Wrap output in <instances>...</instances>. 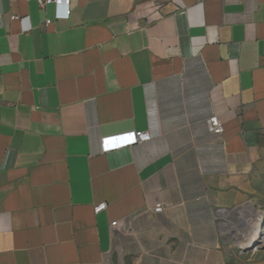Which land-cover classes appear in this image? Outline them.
<instances>
[{"label":"crops","instance_id":"obj_1","mask_svg":"<svg viewBox=\"0 0 264 264\" xmlns=\"http://www.w3.org/2000/svg\"><path fill=\"white\" fill-rule=\"evenodd\" d=\"M70 10L0 0V264H225L218 215L264 189V0Z\"/></svg>","mask_w":264,"mask_h":264},{"label":"rangeland","instance_id":"obj_2","mask_svg":"<svg viewBox=\"0 0 264 264\" xmlns=\"http://www.w3.org/2000/svg\"><path fill=\"white\" fill-rule=\"evenodd\" d=\"M257 201L230 211L231 218L229 220H224L221 213L218 215L224 248L227 251L225 264H264V189L262 196ZM247 205H252L257 214L263 218L261 239L254 249H242L239 245V242L243 241L246 236V230L241 225V222H245V216L239 218L238 213ZM227 224H230V226L235 225L236 229L230 232Z\"/></svg>","mask_w":264,"mask_h":264},{"label":"built area","instance_id":"obj_3","mask_svg":"<svg viewBox=\"0 0 264 264\" xmlns=\"http://www.w3.org/2000/svg\"><path fill=\"white\" fill-rule=\"evenodd\" d=\"M26 2H37L41 8H45L49 4H55L57 7L56 19L68 18L70 16V6L72 0H24ZM50 24L51 21H46ZM209 131L215 135H222L224 133V124L217 117L213 116L208 121ZM151 135L148 132H130L122 135L103 138L101 141L102 150L104 153L120 150L123 148L131 147L139 143L148 142L151 140ZM106 208V205H100L97 210ZM162 207H158L156 211H162ZM117 222L112 223V227L117 226Z\"/></svg>","mask_w":264,"mask_h":264},{"label":"bare ground","instance_id":"obj_4","mask_svg":"<svg viewBox=\"0 0 264 264\" xmlns=\"http://www.w3.org/2000/svg\"><path fill=\"white\" fill-rule=\"evenodd\" d=\"M239 215L242 217L245 216V222H241V225L246 230V236L243 241L239 242V245L242 249L251 248L257 245L261 239L263 218L257 214L252 205L241 209V211H239ZM224 218H228V215L226 214ZM227 226L230 232L236 229L235 225L230 226V224H227Z\"/></svg>","mask_w":264,"mask_h":264},{"label":"water","instance_id":"obj_5","mask_svg":"<svg viewBox=\"0 0 264 264\" xmlns=\"http://www.w3.org/2000/svg\"><path fill=\"white\" fill-rule=\"evenodd\" d=\"M263 225H264V223H263ZM252 249H254L255 248V246H253V247H251Z\"/></svg>","mask_w":264,"mask_h":264}]
</instances>
